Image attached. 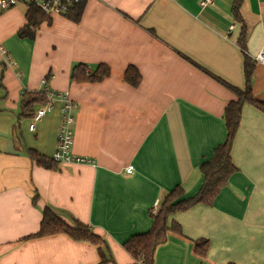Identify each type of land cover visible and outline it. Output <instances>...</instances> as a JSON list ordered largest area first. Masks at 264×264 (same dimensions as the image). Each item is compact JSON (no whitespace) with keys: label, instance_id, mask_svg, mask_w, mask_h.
Segmentation results:
<instances>
[{"label":"crops","instance_id":"0c3cea01","mask_svg":"<svg viewBox=\"0 0 264 264\" xmlns=\"http://www.w3.org/2000/svg\"><path fill=\"white\" fill-rule=\"evenodd\" d=\"M20 4L0 12V264H97L94 244L30 236L45 206L98 234L106 264H131L123 243L150 228L155 202L176 185L184 196L200 187L199 165L226 138L224 108L245 87L244 54L254 63L252 97L264 102V64L253 59L264 47V0H242L244 51L232 0H84L78 20L47 15L33 37L17 34L27 24ZM76 63L110 72L76 82ZM129 65L140 75L135 86L124 79ZM43 87L75 103L72 152L91 162L46 168L27 155L51 157L56 145L59 97L33 131L23 114V93ZM230 155L236 171L213 203L170 216L181 235L169 233L155 264H264V109L252 101L242 104ZM200 238L208 241L202 258L193 252Z\"/></svg>","mask_w":264,"mask_h":264},{"label":"trees","instance_id":"16d2710c","mask_svg":"<svg viewBox=\"0 0 264 264\" xmlns=\"http://www.w3.org/2000/svg\"><path fill=\"white\" fill-rule=\"evenodd\" d=\"M242 0H232L231 11L234 19L241 23V29L236 39L237 44L242 51L245 50V42L247 30L243 23L240 7ZM84 0H80L66 14L67 17L78 20L82 12ZM26 19L27 24L18 31L20 37H33V27L41 20L48 17L36 5L27 4ZM254 63L250 57L244 54L243 72L245 77L244 89L237 90V98L228 102L223 111V119L227 130L224 142L218 144L211 156L199 165V171L202 174V183L198 190L191 196H184V189L180 185L162 195L158 200V207L155 212L150 211L151 225L147 231L130 236L124 243L123 247L133 257L134 262L131 264H155L156 248L166 242L169 233L181 235L179 223L170 219V216L177 211H184L190 207L202 203L211 205L221 190L226 185L229 177L236 171L235 165L232 163L230 150L231 145L239 126L241 117V107L245 100L252 101L261 109H264V102L253 99L251 93L250 79ZM86 65L76 63L71 68L70 76L76 82L98 81L107 76L110 72L109 67L104 64H97L95 69L89 73L85 72ZM124 79L129 84L135 86L138 84L140 75L136 67L129 65L124 71ZM46 101L43 93L24 92L22 97L23 114L26 116L33 115L32 105ZM27 155L36 164L53 168L56 161L51 157H47L35 149L26 148ZM36 195L33 196L34 201ZM69 222L57 214L53 209L45 206L42 209V217L39 229L30 236H47L52 234H65L71 239L86 241L97 246L99 260L97 264H106L111 259L107 246L102 238L92 231L89 226L74 217H68ZM207 239H197L193 242V252L202 258L207 249Z\"/></svg>","mask_w":264,"mask_h":264},{"label":"built area","instance_id":"2783aa9c","mask_svg":"<svg viewBox=\"0 0 264 264\" xmlns=\"http://www.w3.org/2000/svg\"><path fill=\"white\" fill-rule=\"evenodd\" d=\"M80 0H0V12L17 5L19 2L36 5L44 14L52 15H66L70 9H72ZM213 0H198L200 6H205L211 3ZM233 25L229 26L228 31L233 29ZM2 52L4 50L2 49ZM7 56V55H6ZM8 57V56H7ZM255 62L264 64V47L260 48L253 56ZM46 78L41 79V84L46 83ZM43 94L46 97V101L43 105L39 106L33 113L28 123V130L33 131L35 129L36 122L41 119L46 113L52 110V99L54 96L59 97L61 100L60 105V122L57 131V140L55 149L52 153V158L56 162H91V159L86 156L75 155L72 152L73 143V125H74V108L75 103L69 98L67 92H55L51 91L47 87H43ZM126 172L132 171L131 165L125 166ZM158 207V201L152 207V211L155 212Z\"/></svg>","mask_w":264,"mask_h":264},{"label":"rangeland","instance_id":"374dc122","mask_svg":"<svg viewBox=\"0 0 264 264\" xmlns=\"http://www.w3.org/2000/svg\"><path fill=\"white\" fill-rule=\"evenodd\" d=\"M20 5L25 6V4H20Z\"/></svg>","mask_w":264,"mask_h":264}]
</instances>
